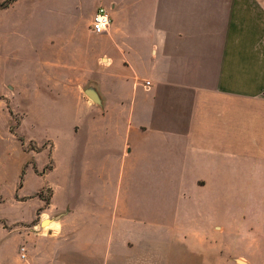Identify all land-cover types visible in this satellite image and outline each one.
Wrapping results in <instances>:
<instances>
[{
  "label": "crops",
  "instance_id": "1",
  "mask_svg": "<svg viewBox=\"0 0 264 264\" xmlns=\"http://www.w3.org/2000/svg\"><path fill=\"white\" fill-rule=\"evenodd\" d=\"M0 1V141L41 102L66 126L20 133L49 144L0 197V264H232L220 237L264 264V0Z\"/></svg>",
  "mask_w": 264,
  "mask_h": 264
},
{
  "label": "rangeland",
  "instance_id": "2",
  "mask_svg": "<svg viewBox=\"0 0 264 264\" xmlns=\"http://www.w3.org/2000/svg\"><path fill=\"white\" fill-rule=\"evenodd\" d=\"M78 4L75 2L73 3L72 11H76L77 15L82 19L84 17V11L85 7L84 5H81V2L79 0ZM1 4V1H0ZM78 8V9H76ZM68 7H65L63 10L67 12ZM0 18L3 19L5 30L8 31L12 27L10 22L6 21L5 15H0ZM6 22V23H5ZM9 29V30H8ZM19 32L22 35H29L31 36L32 30L30 26H24L21 25L19 28ZM12 31L8 33V35H11ZM13 35V34H12ZM9 44V43H8ZM10 45V44H9ZM13 58V57H12ZM12 68V70H11ZM23 74L18 73L15 70V67L13 66V62H10L8 65V70L3 72L1 74V78L3 81H20L22 80ZM37 109H39V113L36 114L34 117L30 115L25 123L21 126L20 130H15V127H17L19 121H20V115L17 113H9L8 114V131L5 132L4 128V121L1 122V131H2V137L0 141V162L3 164V175L0 178V197L2 195L6 196L9 193L12 192V190L16 187L18 179L20 177V172L22 169V166L24 163L26 164H32L34 162V159L31 158L32 152L28 151L30 149L34 150H41L43 147H48V141L43 142V144H40L38 147L36 146V143L32 140L27 141L25 137H22V135L26 137H35L37 139H42L45 135L48 134L49 128L54 123H57V125L61 128H65V122H55L52 118L53 116V108L52 106L44 103H40L37 105ZM10 111V108H9ZM39 115V117H37ZM12 131L13 133H10ZM19 131V132H18ZM21 133V134H20ZM19 134V135H18ZM22 143L25 145L22 147ZM43 155V154H42ZM41 155V156H42ZM39 157V160L42 159V157ZM50 162H46L45 167H43L42 171L45 170L46 166H50ZM42 182L41 179L34 178L32 175L27 176V185L25 187V190H23L24 193H28L31 190L35 189L40 183ZM44 199H48L50 195V189L48 187H45L41 189V193L38 194ZM30 201H27L25 203V210H27L30 204ZM2 209L0 206V213ZM46 224V223H43ZM48 228H44L42 230L43 233L47 231ZM238 236V234H237ZM217 241L219 244L222 242V247L217 248L214 251L213 250H205L206 254L209 256H216V257H226L228 258L232 264H242L240 263L241 260L243 261L244 257H255L259 254V251L256 249H247V248H241L239 239L237 237V240L233 237L229 240L227 237H220L217 238ZM10 252H12V245L10 246ZM239 260L240 262H238ZM217 264V263H216Z\"/></svg>",
  "mask_w": 264,
  "mask_h": 264
},
{
  "label": "built area",
  "instance_id": "3",
  "mask_svg": "<svg viewBox=\"0 0 264 264\" xmlns=\"http://www.w3.org/2000/svg\"><path fill=\"white\" fill-rule=\"evenodd\" d=\"M109 25L110 17L107 11L105 10V8H98L92 17L91 30L95 33H102L109 27ZM146 84L148 85L149 82H146ZM20 249L21 251L24 250L23 247H21ZM20 257L24 258V253H21Z\"/></svg>",
  "mask_w": 264,
  "mask_h": 264
},
{
  "label": "water",
  "instance_id": "4",
  "mask_svg": "<svg viewBox=\"0 0 264 264\" xmlns=\"http://www.w3.org/2000/svg\"><path fill=\"white\" fill-rule=\"evenodd\" d=\"M0 6H1V4H0ZM85 92L92 100H94V101L96 100L94 94L90 90H86ZM237 261L240 262L239 260H237Z\"/></svg>",
  "mask_w": 264,
  "mask_h": 264
},
{
  "label": "trees",
  "instance_id": "5",
  "mask_svg": "<svg viewBox=\"0 0 264 264\" xmlns=\"http://www.w3.org/2000/svg\"><path fill=\"white\" fill-rule=\"evenodd\" d=\"M40 196V195H39Z\"/></svg>",
  "mask_w": 264,
  "mask_h": 264
}]
</instances>
